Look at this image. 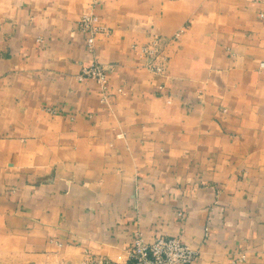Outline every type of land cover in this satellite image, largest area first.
<instances>
[{"label": "crops", "instance_id": "obj_1", "mask_svg": "<svg viewBox=\"0 0 264 264\" xmlns=\"http://www.w3.org/2000/svg\"><path fill=\"white\" fill-rule=\"evenodd\" d=\"M262 63L264 0H0V264H124L135 232L264 264Z\"/></svg>", "mask_w": 264, "mask_h": 264}, {"label": "built area", "instance_id": "obj_2", "mask_svg": "<svg viewBox=\"0 0 264 264\" xmlns=\"http://www.w3.org/2000/svg\"><path fill=\"white\" fill-rule=\"evenodd\" d=\"M78 29L85 35V45L89 53L94 52L96 37L100 34H107L108 28L101 23L99 17L93 12L84 13L77 22ZM165 41L160 36H153L151 40L141 46L138 50L143 58L145 67L152 72H161L162 68L155 62L164 52ZM135 49H137L135 47ZM264 72V63L260 66ZM108 67L97 61L83 66L77 75L78 81L93 80L96 82L102 93V100L108 92ZM118 91L121 92V89ZM49 112L56 113L50 109ZM196 259V252L176 237H158L153 241H146L139 232H135L129 252V261L124 264H193ZM244 255L238 256L236 260L242 261Z\"/></svg>", "mask_w": 264, "mask_h": 264}]
</instances>
